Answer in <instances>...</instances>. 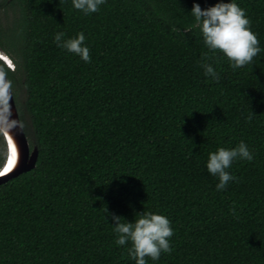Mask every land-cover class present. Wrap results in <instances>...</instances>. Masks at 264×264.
I'll return each mask as SVG.
<instances>
[{
    "label": "trees",
    "instance_id": "16d2710c",
    "mask_svg": "<svg viewBox=\"0 0 264 264\" xmlns=\"http://www.w3.org/2000/svg\"><path fill=\"white\" fill-rule=\"evenodd\" d=\"M0 49V264H264V0H0Z\"/></svg>",
    "mask_w": 264,
    "mask_h": 264
},
{
    "label": "water",
    "instance_id": "95a60500",
    "mask_svg": "<svg viewBox=\"0 0 264 264\" xmlns=\"http://www.w3.org/2000/svg\"><path fill=\"white\" fill-rule=\"evenodd\" d=\"M1 55H5L10 63L2 58ZM0 58L4 60L8 67L14 69V64L11 59L1 51ZM1 85L4 89L3 97L6 100V104L0 102V132L5 138L7 151L5 161L0 168V184L34 168L38 157V149L36 147L31 151L28 138L20 120L12 89L5 76L1 78ZM1 124L9 126L20 151V157L18 156L14 169L7 173H4V171L11 160L13 148L10 137Z\"/></svg>",
    "mask_w": 264,
    "mask_h": 264
},
{
    "label": "bare ground",
    "instance_id": "6f19581e",
    "mask_svg": "<svg viewBox=\"0 0 264 264\" xmlns=\"http://www.w3.org/2000/svg\"><path fill=\"white\" fill-rule=\"evenodd\" d=\"M4 59L9 62V59H7V57H4ZM1 126L8 133V135L10 137V140H11L12 148H13L11 160H10L8 166L6 167L5 171H4V173H7V172L11 171L12 169H14V167H15V165L17 163V158H18V156L20 157V151L18 149L19 147H18L17 143L15 142V139H14L12 133H11V130H10L9 126H5L3 124H1Z\"/></svg>",
    "mask_w": 264,
    "mask_h": 264
},
{
    "label": "rangeland",
    "instance_id": "374dc122",
    "mask_svg": "<svg viewBox=\"0 0 264 264\" xmlns=\"http://www.w3.org/2000/svg\"><path fill=\"white\" fill-rule=\"evenodd\" d=\"M0 51L3 52V53L5 54V52L2 51L1 49H0ZM5 64H6V63H5ZM6 66H7V65H6ZM2 136H3V134H2ZM6 151H7V145H6L5 138H4V136H3V138L0 137V152H1V154H5V155H6ZM31 151H32V149H31Z\"/></svg>",
    "mask_w": 264,
    "mask_h": 264
},
{
    "label": "flooded vegetation",
    "instance_id": "af4514ba",
    "mask_svg": "<svg viewBox=\"0 0 264 264\" xmlns=\"http://www.w3.org/2000/svg\"><path fill=\"white\" fill-rule=\"evenodd\" d=\"M1 57L2 58H4L5 57V55H1ZM1 59V58H0ZM2 60V59H1ZM3 62H4V60H2ZM5 63V62H4ZM2 76H5L1 71H0V97L4 100L3 102L2 101H0L1 103H5L6 104V100L4 99V97H3V92H4V89H3V87H2V85H1V78H2ZM6 77V76H5ZM7 78V77H6ZM8 80V79H7Z\"/></svg>",
    "mask_w": 264,
    "mask_h": 264
}]
</instances>
